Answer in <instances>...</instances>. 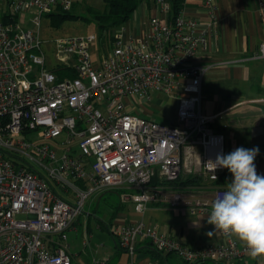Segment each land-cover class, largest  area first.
Masks as SVG:
<instances>
[{
    "label": "built area",
    "instance_id": "1",
    "mask_svg": "<svg viewBox=\"0 0 264 264\" xmlns=\"http://www.w3.org/2000/svg\"><path fill=\"white\" fill-rule=\"evenodd\" d=\"M73 1L0 0L10 14L34 10L32 29L0 22V264H70L61 246L47 249L46 238L61 237L87 198L102 191H131L122 200H130L137 213L153 203L208 217L225 190L213 186L223 169L211 172L208 162L222 154V137L199 112L200 82L209 67L194 61L215 30L212 0H204L211 21L200 31L181 11L168 20L165 0H147L161 17H149L143 32L126 41L118 27L96 65L89 54L93 35L55 39L57 63L47 72L39 20L54 10L67 12ZM255 5L264 21V0ZM252 59H264V43ZM148 92L177 98V125L125 110V99L145 100ZM27 132L42 143L16 138ZM47 142L60 150L58 159ZM155 169L158 184L151 185ZM179 179L206 185L174 184ZM49 181L72 200L56 195ZM114 236L129 255L138 238L185 264H231L246 255L243 246L218 232L215 244L196 249L142 222L122 225Z\"/></svg>",
    "mask_w": 264,
    "mask_h": 264
},
{
    "label": "crops",
    "instance_id": "2",
    "mask_svg": "<svg viewBox=\"0 0 264 264\" xmlns=\"http://www.w3.org/2000/svg\"><path fill=\"white\" fill-rule=\"evenodd\" d=\"M255 1L212 0L214 4L212 16L216 23L215 30L213 35L208 38L205 49L196 55L194 61L209 67L200 82L201 101L199 112L201 116L210 121L209 126L213 133L222 137V154L227 155L239 147L247 149L258 147L259 152L255 157L254 163L257 173L264 175V59H252L258 45L264 43V21L263 16L256 10ZM2 8L4 7L0 8V18L3 14V12L1 13ZM181 13L186 18L195 19L198 24L197 31H200L202 26L211 21L210 14L204 5V0H184ZM132 15L133 18L131 21L129 19L130 22L120 26L124 31L125 41L130 36L141 34L149 17H161L153 6L148 3H141ZM139 100L141 99L136 96L125 99V110L137 117L154 122H156L153 118L154 116H158L157 118L160 120H168L169 111L167 107H162L158 114L154 115L153 112L141 108L138 104ZM175 124L177 125V120ZM220 174V183L213 184V186L226 188V183L231 182L232 176L227 169H223ZM77 185L82 186L83 184ZM197 185L203 186L206 184L200 181ZM60 192L63 196H66V200H72L70 194ZM101 193L110 195L104 199L109 202L108 205L111 209L110 219L113 221L111 235L115 238L114 231L120 226L135 223L133 220L127 221L130 209L125 206L130 203L134 209V204L130 200H122V195H129L131 191L108 190ZM111 196L114 197L112 198ZM98 198L102 200L101 194L98 195L97 200ZM148 205L156 206L158 204H146L145 209ZM124 210H126L127 215L123 214ZM177 210L181 213H187L185 210ZM192 216H195V214ZM196 216L198 220L190 223L191 230L185 232L179 228L175 233L178 237L177 240L172 236L169 237L180 245L191 249L215 244L217 242V233L211 236L207 235V233L213 231V226L207 224V216ZM84 217L88 218L89 215L84 214ZM147 226L150 225L147 224ZM74 228L73 222L72 226L65 231L74 232ZM151 228L155 231V228ZM83 230L86 235L88 232L87 225L84 226ZM166 230V232H170L169 229ZM86 238L87 235L85 236ZM60 239H64V236H48L45 243L47 249L52 251L55 247L61 246L59 243ZM234 242L238 246H242L238 241ZM82 245H84L83 242ZM149 246L148 241L139 239L134 245L132 254L125 253L130 257L134 255V252L142 254L144 259H148L147 264H169L166 257L170 254H164L165 256L161 254L159 256L151 251L150 249L153 248ZM145 253L149 256L146 257ZM73 258L74 263L70 261V264H83L77 256H73ZM105 262V260H101L94 264H105ZM181 264L185 263L181 261ZM194 264L226 263L197 262ZM231 264H264V260L258 258L252 261L246 254Z\"/></svg>",
    "mask_w": 264,
    "mask_h": 264
},
{
    "label": "rangeland",
    "instance_id": "3",
    "mask_svg": "<svg viewBox=\"0 0 264 264\" xmlns=\"http://www.w3.org/2000/svg\"><path fill=\"white\" fill-rule=\"evenodd\" d=\"M77 2L71 10L70 13L85 18L84 20H62L59 23L51 24V19L49 17L42 16L39 20L38 25V38L40 40V48L45 56L44 70L47 72H52V68L56 65L57 60L54 54V40L58 38H68V37H86L93 35L95 41L89 47L90 59L93 65L98 63V59L106 51L107 42L105 38L101 37L100 31L97 28L96 24L93 21L89 20L86 8H91L94 11L102 10V0H74ZM10 10L6 7L2 8L1 13H8ZM11 12V11H10ZM34 10L30 9L29 11L18 12L15 15L14 23L20 28L32 29L30 24L31 13ZM55 13V10H54ZM133 18V15L130 18ZM85 20L87 22H85ZM89 20V21H88ZM128 20V22H130ZM127 22V23H128ZM125 25V24H124ZM141 108L149 110L154 113L158 112L162 107H167L169 111L168 120H160L156 116L153 118L155 121L161 125L169 126L176 125V109H177V98H169L167 95L148 92V99L139 100L138 102ZM19 140H24L28 142H33L37 145L41 144V140L36 138L35 132H27L19 134L16 136ZM58 141V140H57ZM48 146L53 149L55 153V159H58L60 150L54 146L52 142H47ZM155 175L151 180V185H157L158 180L156 178V169L154 170ZM51 187L54 189V192L59 197L65 199L66 196L55 187L49 181ZM102 196V200H97L98 195ZM62 195V196H61ZM108 194L97 193L91 195L87 198L84 203L82 212L80 216L74 221L75 231H65L63 232L64 239H60L59 243L64 249L71 263L73 262V256H77L78 259L83 264H94L101 260H105V264H147L148 259H144L142 254L133 253V256H129L127 253L120 251L116 247V239L112 237L113 230V221H111V209L108 205L109 202L105 201V197H108ZM112 198L114 196H111ZM129 207L130 211L128 213L127 221L142 222L145 226L150 225L149 227L155 228L157 235L163 236H172L177 240L176 231L181 228L183 231L191 230V224L195 220H198V217L192 216L188 213H181L177 209H171L166 206L148 205L145 211L142 214L136 213L130 205L127 203L125 205ZM122 211V210H121ZM84 214H88L89 217L85 218ZM123 214H126V210L123 211ZM24 216H16V219H22ZM87 219V223H86ZM87 225V238L85 239L84 226ZM169 229L170 232H166ZM164 231V232H162ZM168 233V234H163ZM139 239L136 238L135 243ZM82 242L84 245H82ZM150 247V246H149ZM151 248V247H150ZM146 257L147 253H145ZM165 256L164 254H162ZM169 264H181V261L173 254H170L166 257Z\"/></svg>",
    "mask_w": 264,
    "mask_h": 264
},
{
    "label": "clouds",
    "instance_id": "4",
    "mask_svg": "<svg viewBox=\"0 0 264 264\" xmlns=\"http://www.w3.org/2000/svg\"><path fill=\"white\" fill-rule=\"evenodd\" d=\"M258 152V147H239L208 161L211 172L227 169L232 180L211 204L207 224L213 226V231L207 235L218 232L230 241H238L252 261L264 260V175L256 171Z\"/></svg>",
    "mask_w": 264,
    "mask_h": 264
},
{
    "label": "trees",
    "instance_id": "5",
    "mask_svg": "<svg viewBox=\"0 0 264 264\" xmlns=\"http://www.w3.org/2000/svg\"><path fill=\"white\" fill-rule=\"evenodd\" d=\"M147 0H102V10L94 11L91 8H86V12L88 14L89 20L93 21L97 28L100 31L102 39L105 38L107 44L111 41V35L113 30L118 27L124 25L128 22L131 15L134 13L136 8L141 4L146 2ZM168 4V20L175 18L179 12L182 10L184 5V0H165ZM77 2H72L70 9L67 12H55L47 14L46 17H49L51 20V24L59 23L62 20H84L85 18L74 15L71 12L73 10L75 4ZM15 15L10 13H3L1 15L0 21L5 22H14ZM88 20V21H89ZM85 22H87L85 20ZM59 75V74H58ZM69 76L72 77L69 72ZM221 174L218 176V179L214 182V184L220 183ZM174 182V184L178 185H197L200 181L194 179H185L183 182ZM157 255L161 256V253L156 252L154 249H150ZM169 255V253L165 254Z\"/></svg>",
    "mask_w": 264,
    "mask_h": 264
}]
</instances>
